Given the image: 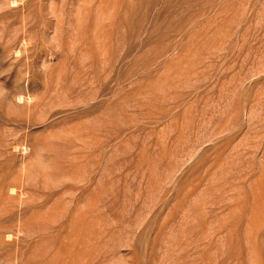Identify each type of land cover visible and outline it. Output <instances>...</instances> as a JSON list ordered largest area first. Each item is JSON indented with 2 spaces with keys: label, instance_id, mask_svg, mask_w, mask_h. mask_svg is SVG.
Wrapping results in <instances>:
<instances>
[{
  "label": "rangeland",
  "instance_id": "374dc122",
  "mask_svg": "<svg viewBox=\"0 0 264 264\" xmlns=\"http://www.w3.org/2000/svg\"><path fill=\"white\" fill-rule=\"evenodd\" d=\"M0 264H264V0H0Z\"/></svg>",
  "mask_w": 264,
  "mask_h": 264
}]
</instances>
